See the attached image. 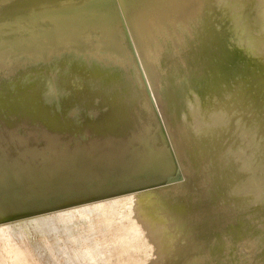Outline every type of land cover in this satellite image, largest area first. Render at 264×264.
Returning a JSON list of instances; mask_svg holds the SVG:
<instances>
[{"label": "rangeland", "instance_id": "rangeland-1", "mask_svg": "<svg viewBox=\"0 0 264 264\" xmlns=\"http://www.w3.org/2000/svg\"><path fill=\"white\" fill-rule=\"evenodd\" d=\"M0 264H264V0H0Z\"/></svg>", "mask_w": 264, "mask_h": 264}, {"label": "bare ground", "instance_id": "bare-ground-1", "mask_svg": "<svg viewBox=\"0 0 264 264\" xmlns=\"http://www.w3.org/2000/svg\"><path fill=\"white\" fill-rule=\"evenodd\" d=\"M29 2H30V1H29ZM32 3H33V2H32ZM48 3H49V2H48ZM10 4H11V3H10ZM23 4H25V3H23ZM54 4H56V3H54ZM8 5H9V4H8ZM25 5H26V4H25ZM49 6H50V5H49ZM38 7H39V6H38ZM38 7H37V8H38ZM45 7H46V6H45ZM39 8H40V7H39ZM42 8H43V10L46 9V8H44V7H42ZM42 8H41V9H42ZM50 8H51V7H50ZM56 8L59 9L58 6H57ZM56 8H55V9H56ZM60 8H61V7H60ZM70 8H71V6H70ZM84 8H85V7H84ZM57 9H56V11H57ZM63 9H64V8H63ZM63 9H62V10H63ZM65 9H66V8H65ZM65 9H64V10H65ZM67 9H68V8H67ZM67 9H66V10H67ZM86 9H87V8H86ZM94 9H95V8H94ZM62 10H61L60 12H62ZM66 10H65V11H66ZM68 10H69V9H68ZM71 10H73V8L70 9L69 11H71ZM21 11H22V8H21ZM69 11H66V12L70 14ZM52 12H53V11H52ZM60 12L58 11V13H60ZM71 12H72V11H71ZM55 13H57V12H55ZM58 13H57V14H58ZM63 13H65V12H63ZM63 13H61V14H63ZM75 13H78V14H79V11H78V12L76 11ZM81 13H82V12H81ZM50 14H51V12H50ZM50 14H47V15L50 16ZM61 14H60V15H61ZM65 14H66V13H65ZM135 14H136V13H135ZM135 14H134V15H135ZM52 15H53V14H52ZM63 15H64V14H63ZM72 15H73V14L71 13V16H72ZM49 16H48V17H49ZM61 16H62V15H61ZM69 16H70V15H69ZM71 16H70V17H71ZM51 17H52V16H51ZM64 17H66V15H64ZM70 17H69V18H70ZM45 18H47V16H46ZM56 18H57V17H56ZM56 18H55V19H56ZM59 18H60V16H59ZM62 18H63V17H62ZM62 18H60V19H58V20L61 21ZM69 18H68V19H69ZM72 18H73V17H72ZM48 19L51 20V18H48ZM64 19H66V21H67V23H68V21H69L71 18H70L69 20H67V17L64 18ZM46 20H47V19H44V17H42V16H41V17H37V16L35 15V16H33V17H24V19H22V21H20V23L22 22V23H23V27H25V28L27 27V28H28V27H30L31 25L33 26V25H36V24L48 25L49 23H47ZM72 20H73V19H71L70 22H71ZM52 21H53V20H52ZM124 21H125V20H124ZM54 22H55V20H54ZM54 22H52V23L54 24ZM64 22H65V21H64ZM64 22L62 21V23H64ZM126 22H127V21H126ZM8 23H9V21H8ZM67 23H66V24H67ZM106 23H107V22H106ZM16 26H17V24H16V25H12V26L10 27V30H11V28H14V27H16ZM12 50H13V49H12Z\"/></svg>", "mask_w": 264, "mask_h": 264}]
</instances>
